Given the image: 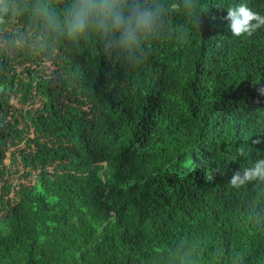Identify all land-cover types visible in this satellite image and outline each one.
<instances>
[{
  "label": "trees",
  "instance_id": "obj_1",
  "mask_svg": "<svg viewBox=\"0 0 264 264\" xmlns=\"http://www.w3.org/2000/svg\"><path fill=\"white\" fill-rule=\"evenodd\" d=\"M17 2L0 23V264H264V182L229 184L264 157V27L225 19L264 0H198L200 29L169 13L135 58Z\"/></svg>",
  "mask_w": 264,
  "mask_h": 264
},
{
  "label": "clouds",
  "instance_id": "obj_2",
  "mask_svg": "<svg viewBox=\"0 0 264 264\" xmlns=\"http://www.w3.org/2000/svg\"><path fill=\"white\" fill-rule=\"evenodd\" d=\"M61 0H46L36 7V12L48 29L64 35L73 43L87 38L90 34L100 35L106 50H117L129 58H135L142 51L145 41L154 36L163 26L169 13L181 11L186 20L200 29L202 13L198 0H180L177 7L154 0H63L64 7L57 10ZM24 9L17 0H0V23L13 20L23 14ZM232 35L252 36L264 27V15L253 11L245 3L227 9ZM147 56V53H144ZM264 96V84L258 87ZM264 143V137L251 140L252 145ZM250 145H240L233 161L249 158ZM224 175V173H220ZM264 182V157L253 160L249 165L232 172L229 184L239 189L251 182Z\"/></svg>",
  "mask_w": 264,
  "mask_h": 264
},
{
  "label": "rangeland",
  "instance_id": "obj_3",
  "mask_svg": "<svg viewBox=\"0 0 264 264\" xmlns=\"http://www.w3.org/2000/svg\"><path fill=\"white\" fill-rule=\"evenodd\" d=\"M5 162H8V159H5Z\"/></svg>",
  "mask_w": 264,
  "mask_h": 264
}]
</instances>
